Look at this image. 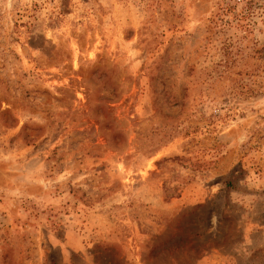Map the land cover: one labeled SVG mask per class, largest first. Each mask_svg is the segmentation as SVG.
<instances>
[{
  "label": "rangeland",
  "instance_id": "374dc122",
  "mask_svg": "<svg viewBox=\"0 0 264 264\" xmlns=\"http://www.w3.org/2000/svg\"><path fill=\"white\" fill-rule=\"evenodd\" d=\"M0 264H264V0H0Z\"/></svg>",
  "mask_w": 264,
  "mask_h": 264
}]
</instances>
